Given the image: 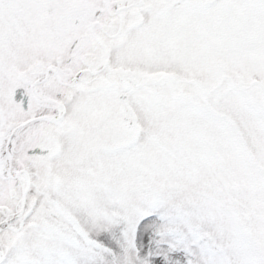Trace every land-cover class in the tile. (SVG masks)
Returning <instances> with one entry per match:
<instances>
[{"label":"snow or ice","instance_id":"6c2138e0","mask_svg":"<svg viewBox=\"0 0 264 264\" xmlns=\"http://www.w3.org/2000/svg\"><path fill=\"white\" fill-rule=\"evenodd\" d=\"M0 264H264V0H0Z\"/></svg>","mask_w":264,"mask_h":264}]
</instances>
